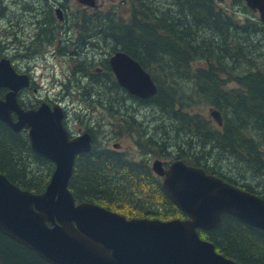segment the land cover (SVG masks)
<instances>
[{"label": "trees", "instance_id": "trees-1", "mask_svg": "<svg viewBox=\"0 0 264 264\" xmlns=\"http://www.w3.org/2000/svg\"><path fill=\"white\" fill-rule=\"evenodd\" d=\"M31 1L0 0V18L9 20L3 33L19 35L7 10L9 4L22 2V19L25 15L31 18L22 24L29 26L43 16L47 20L40 24L42 32L46 29L54 40L50 15H41L42 8L33 11ZM233 1L242 6L245 20L217 8L215 0H169L172 7L162 9L154 0H131L127 19L117 15L79 22L77 31L84 38L73 43L83 44L84 51L91 43L98 47L96 53L107 46L111 53L124 51L154 80L156 93L142 99L113 79L117 92L140 101L146 113L159 110L169 122L146 133V124L136 117L138 112L125 111V103L108 107L112 115L126 117L122 120V124L128 121L126 132L139 130L136 146L140 152L173 155L264 199V23L244 0ZM98 28L104 35L92 43L89 32ZM85 63L80 69L87 76L96 63ZM102 65L101 72L93 76L112 70L108 59ZM90 94L86 88L87 97L82 100L91 99ZM199 104L217 109L221 126L192 112ZM147 117L150 123L156 122L154 115ZM88 131L93 134L92 148L76 156L70 181L78 202H94L129 217L168 220L185 216L162 191L160 178L145 155L130 156L119 142L114 143L117 148L96 144L95 133ZM54 170L52 160L33 151L26 131L15 132L0 121V173L21 188L42 192ZM199 232L218 252L240 264H264V231L232 214L224 213L218 226ZM0 264L52 263L0 231Z\"/></svg>", "mask_w": 264, "mask_h": 264}, {"label": "water", "instance_id": "water-1", "mask_svg": "<svg viewBox=\"0 0 264 264\" xmlns=\"http://www.w3.org/2000/svg\"><path fill=\"white\" fill-rule=\"evenodd\" d=\"M94 6L93 0H80ZM264 23V0H245ZM110 64L121 86L140 98L153 96L157 86L142 65L124 51L115 52ZM29 85L9 59H0V120L15 131L28 128L33 150L55 163L43 193L23 190L0 173V230L54 264H240L200 236L199 229L218 226L224 213L264 231V199L236 187L203 168L182 160L153 171L163 176L161 188L186 215L160 220L127 218L93 202L77 203L69 188L75 157L91 150V135L70 136L64 108L42 103L25 110L18 92ZM17 113L14 120L12 113ZM221 123L220 113L210 110ZM118 147L117 144L114 145Z\"/></svg>", "mask_w": 264, "mask_h": 264}, {"label": "rangeland", "instance_id": "rangeland-1", "mask_svg": "<svg viewBox=\"0 0 264 264\" xmlns=\"http://www.w3.org/2000/svg\"><path fill=\"white\" fill-rule=\"evenodd\" d=\"M154 1L161 9L172 7L169 5L171 4L169 0ZM238 2L244 5L242 1ZM64 3L68 5V14L71 17L70 20L64 23L67 28H70L68 33H55L53 44L42 45L41 42H38L36 45H33L34 49L32 51L21 52V54L30 58H17L13 60L15 65H18L20 69L30 71L34 76L35 83L38 84L36 85L38 93L31 91L27 97L37 99V96L41 95L42 97L47 98V96H49L50 98L57 99L59 104L64 106L67 110L68 125H66L71 130V133L76 134L81 129L92 130V132L95 133L96 144L113 148V144L119 142L122 144L120 149L130 156L139 157L145 155L150 166L155 158H160L162 161L172 160L174 158L173 155H170L171 157L168 158L165 154L164 156H161L154 152V154H143V152H140L136 146V139L139 137V130H135L133 133L126 132L124 129L126 128V123L128 121H126L125 124H122V120H127L125 119L126 117L118 116V114L112 115L110 113L108 107L115 108V102L117 104L125 103V106L127 107L125 108V111L128 110L130 113L138 112L139 116L136 115V117L139 122L146 124V133L154 132L155 126L159 127L161 122L165 124L169 123L167 117H165L164 114H161L159 110H149L146 113V109L140 101L130 96L128 97L127 94V96L124 95L123 92H117L113 86V79H116V77L112 70L105 72L104 76L92 75L101 72L103 68L102 61L106 59L109 60L114 52L111 53V46H107L103 50H100V53H96L95 49L98 47L91 43L86 47L85 50L87 51H84L83 44L73 43V41L77 42L80 38H84V35L79 34L77 31L80 25L77 24L78 19L75 17L81 14L83 9H81L80 6L78 7L77 0H64ZM235 3L237 2H234L233 0H224L223 2L215 0L214 5L217 8L225 9L229 14L235 16L236 19L241 21L245 20V15L240 12L242 6H237ZM18 4L19 3L9 4V9L7 10V15L13 17L12 26L15 27L13 29L14 31L19 29V27L25 29L27 24L22 23H27V20H30L29 15H25L24 19H22L21 5H24V3L20 2V8L16 7ZM56 4L57 2H55L54 5ZM130 9V0H125L123 3L121 0H116L114 4L109 3V7L103 8L102 11L98 12L103 14L107 13L109 10H114L118 15L127 19L130 14ZM8 22L9 20L5 17L0 18V55L14 57L15 51L12 48L14 44H18L22 39H26L25 42L30 45L31 42L35 40L33 39V36H25V33H27L28 30L22 35L19 33L18 36L16 34L3 33V25ZM36 31L37 30H34L33 32ZM89 33H93V35L89 37V40L94 42H97L96 37L100 40L104 35L100 28L93 29ZM59 40L61 41L60 43L58 42ZM72 50L74 51V55H70V51ZM86 61H93L96 65L90 69L87 76H84L86 71H82L80 66L85 65ZM29 63L33 66L27 67ZM55 80L60 81L59 85L52 88L51 86H55V84H53ZM234 86V83H229V87ZM86 88L91 90L90 95L92 98H88L84 102L82 99L87 97V95H85ZM211 108V105H194L192 112H199L210 118L211 121L216 124L211 116ZM152 112L153 114H151ZM148 114L154 115L156 122L150 123L151 119H149L150 117H147ZM156 132H159V130H156ZM158 136H160L159 133Z\"/></svg>", "mask_w": 264, "mask_h": 264}, {"label": "flooded vegetation", "instance_id": "flooded-vegetation-1", "mask_svg": "<svg viewBox=\"0 0 264 264\" xmlns=\"http://www.w3.org/2000/svg\"><path fill=\"white\" fill-rule=\"evenodd\" d=\"M36 1H38V2H36ZM77 1H78V3H77L78 7L80 6L81 9H83V12H81V14H79L78 16H75L78 19L77 24L79 22H81L82 24H85V22H92L93 19H95L97 17H101V18L110 17V16L117 17V15H118V13L114 10H109L107 13H103V14H100L99 12H97V11H102L103 8L109 7V3L114 4L116 0H93L94 6L83 4L80 2V0H77ZM108 1H112V2H108ZM121 1L123 3L125 0H121ZM218 1L223 2L224 0H218ZM55 2H57L56 5H54ZM31 4H32V10L33 11L38 12V10L40 8H42L41 13H40L41 15L44 14L46 17L48 15H50L51 20L54 22L53 23L54 32H56L58 34H62L63 32L68 33L70 28H67L64 23L67 22L68 20H70L71 17L68 14V5H66L64 3V0H61V1H59V0H32ZM38 5L40 7H38ZM42 17L43 16L36 17L35 19H33V21H32L33 24H30L29 26L27 25V27L25 29L23 27L22 28L19 27V29H17L15 31V32L20 33L22 35L25 33V31L28 30V32L25 33V36H28V37L33 36V39L35 41H32L31 44L29 45L25 42L26 39H22L21 41H19L18 44H14L12 46V48L15 51L14 57H10L9 55H0V59H3V58L9 59L10 62L13 64L14 68L16 69V71H18L19 73H25V74L29 75V78L31 80V84L28 87L21 88L20 91L18 92V100L24 109L37 108L44 101L49 103L51 106H54V105L59 103L57 99L50 98L49 96H47V98H46V97H42L41 95H39V96H37V99L28 98L27 95L29 93H31V91L38 93V88H36V85H38V84L35 83L34 76L32 75V73H30V71H28L26 69H20L13 62V60H15L17 58H22V59L23 58H29L28 56L21 54V52L22 51H24V52L32 51L34 49L33 45H36L38 42H41L42 45L53 44L54 41L51 39L50 36H48L47 30L45 29L42 32V28H41L40 24H41V22H44L45 20H47V19L42 18ZM30 20H31V18H30ZM34 30H37V31L33 32ZM58 42L60 43L61 41L59 40ZM92 43H94V41ZM29 62H30V59H29ZM59 82H60L59 80L58 81L55 80V82H53V84H55V86H58ZM51 87L54 88V86H51ZM9 91H10L9 87H1L0 88V98L4 99L6 94ZM65 111H66V116H65L64 122L66 125L67 120H68V115H67L66 109H65ZM12 114H13V117L15 119H17V113L14 112ZM0 121H2V120H0ZM3 123H5V122H3ZM84 132H86V130L81 129L76 134L79 135V134L84 133ZM71 135L76 136L74 133H71ZM92 136H93V134H92ZM156 160H159L164 167H167L170 162L174 161V160L162 161V159H160V158H155V161Z\"/></svg>", "mask_w": 264, "mask_h": 264}]
</instances>
